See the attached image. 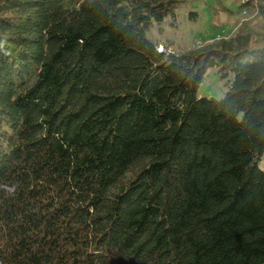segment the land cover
Masks as SVG:
<instances>
[{
    "label": "trees",
    "instance_id": "trees-1",
    "mask_svg": "<svg viewBox=\"0 0 264 264\" xmlns=\"http://www.w3.org/2000/svg\"><path fill=\"white\" fill-rule=\"evenodd\" d=\"M187 1L0 0V264H264V0Z\"/></svg>",
    "mask_w": 264,
    "mask_h": 264
},
{
    "label": "rangeland",
    "instance_id": "rangeland-1",
    "mask_svg": "<svg viewBox=\"0 0 264 264\" xmlns=\"http://www.w3.org/2000/svg\"><path fill=\"white\" fill-rule=\"evenodd\" d=\"M232 0H227V3ZM216 0H188L177 12V18L174 24L171 17L162 22L154 21L147 32V36L161 43L160 46L169 44L170 51L188 50L203 42L202 38L210 41L212 36L219 38L229 37L237 29L236 17H228L224 12L220 13V18L225 23L223 29L215 28L212 25L214 8H219ZM196 11L198 15L192 16ZM232 78V76H230ZM228 90L227 79L221 77L218 67H210L204 75L202 82L198 87V95L214 98H222ZM259 167L264 169L263 157L258 163Z\"/></svg>",
    "mask_w": 264,
    "mask_h": 264
},
{
    "label": "built area",
    "instance_id": "built-area-1",
    "mask_svg": "<svg viewBox=\"0 0 264 264\" xmlns=\"http://www.w3.org/2000/svg\"><path fill=\"white\" fill-rule=\"evenodd\" d=\"M159 49H160V50H163V49H164V47H163V46H160V47H159Z\"/></svg>",
    "mask_w": 264,
    "mask_h": 264
}]
</instances>
